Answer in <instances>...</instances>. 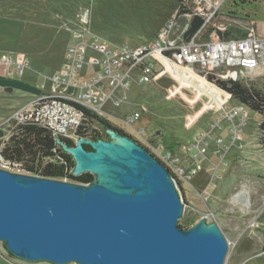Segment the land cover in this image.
I'll return each instance as SVG.
<instances>
[{"label":"rangeland","instance_id":"obj_1","mask_svg":"<svg viewBox=\"0 0 264 264\" xmlns=\"http://www.w3.org/2000/svg\"><path fill=\"white\" fill-rule=\"evenodd\" d=\"M209 1L214 5L221 2V7L215 13L214 8L203 9L205 18H211L200 33L203 39L211 40L213 29H230L234 36H241L247 33L250 23L264 36V0ZM180 5L185 11L176 15ZM196 7L194 2L185 5L179 0H0L3 25L16 30L11 43L5 42L7 46L0 48V74L42 88L43 92L55 89L69 93L72 87L51 79L68 62L67 48L76 43L72 37L75 29L80 31L86 26L112 47H138L155 42L174 18L176 32H180L191 23ZM84 12L89 19L87 25L80 19ZM187 13L190 18L184 16ZM20 59L25 62L22 72L16 64ZM159 70L151 82H131L130 103L122 110H138L142 115L134 128L123 130L155 155L171 150L192 164L191 156L183 153L181 146L209 130L222 107L237 101L208 80L209 74L230 80L229 71L214 74L196 67L165 65ZM82 75H86V70ZM237 80L264 89V67L246 80ZM33 98L32 93L18 89H0V150L10 142ZM247 109V126L235 145L216 155L213 144L197 175L173 176L179 194L187 200L178 225L191 228L203 218L216 222L229 242L225 264H264V146L258 128L262 117ZM230 127L225 124L221 133L227 144L234 135ZM241 191L244 193L236 197ZM0 264L52 263L21 260L0 242Z\"/></svg>","mask_w":264,"mask_h":264},{"label":"water","instance_id":"obj_2","mask_svg":"<svg viewBox=\"0 0 264 264\" xmlns=\"http://www.w3.org/2000/svg\"><path fill=\"white\" fill-rule=\"evenodd\" d=\"M108 133L110 141H59L73 157L72 175L89 172V183L0 168L5 248L52 264H225L219 225L203 218L180 227L185 203L169 170L138 142Z\"/></svg>","mask_w":264,"mask_h":264},{"label":"built area","instance_id":"obj_3","mask_svg":"<svg viewBox=\"0 0 264 264\" xmlns=\"http://www.w3.org/2000/svg\"><path fill=\"white\" fill-rule=\"evenodd\" d=\"M181 1L185 5L194 2L197 6L194 16L204 19L201 28L193 35H187L190 21L177 33V21L174 18L163 27L156 41L151 44L112 47L86 26L80 31L75 29L72 37L76 43L67 48L68 62L51 79L73 90L64 93L51 89L33 94L34 98L24 110L19 126L30 124L46 128L57 143L63 140L76 142L78 138L86 137L90 129H99L104 125L102 120L128 134L123 129L134 128L142 115L138 110H122L130 103V84L132 81L138 84L153 81L161 65L182 69L196 67L214 74L229 71L232 80H246L253 72L264 67V36L258 34L253 23H250L245 35L222 40L203 39L200 33L211 18H205L202 11L210 7L214 8L215 13L221 7V2L214 5L209 0ZM184 16L191 15L187 13ZM80 19L84 25L89 22L86 12ZM89 36L92 41L87 40ZM16 64L18 71L22 72L25 62L20 59ZM84 70L86 75H82ZM248 115L247 106L238 101L223 106L221 114L211 122L209 130L200 132L192 141L181 146V151L191 156L194 161L192 164L171 150L164 149L159 155L150 152L173 176L192 178L202 169L201 162L209 153L211 145L214 144L216 155H222L224 149L241 139ZM227 123L232 125L233 129L230 127L229 130L234 134L230 144L221 136ZM53 151L56 153V146ZM53 160L63 162L59 156H54ZM21 166V163L5 158L3 150H0V168L29 173ZM68 172L71 173L70 170Z\"/></svg>","mask_w":264,"mask_h":264},{"label":"trees","instance_id":"obj_4","mask_svg":"<svg viewBox=\"0 0 264 264\" xmlns=\"http://www.w3.org/2000/svg\"><path fill=\"white\" fill-rule=\"evenodd\" d=\"M184 11L185 7L180 5L176 15L182 14ZM203 23L204 19L201 16H194L190 23L187 35H193L196 33L201 28ZM210 31L213 32L212 40L228 39L234 36L232 30L230 29H213ZM245 34L246 32L242 35ZM208 80L215 83L225 93L231 94L238 102L246 105L252 111L257 112L262 117L258 128L260 132V140L262 146H264V89L245 84L239 80H221L216 78V76L213 74L208 75ZM0 87L6 90L10 88L13 90L18 89L32 94L43 93V90L39 87L1 74ZM102 122L108 127L111 126V124L106 120H102ZM2 136L3 132L0 130V137ZM10 139V142L3 150L4 157L10 159L12 162L21 163V167L29 173L57 179H77L72 175V173L68 172L69 170L72 172V168L74 166V161L71 155L64 152V155H62L63 162H60V160H53L55 155L53 149L55 148L56 140L52 136V133L46 128H41L30 124L21 125L18 126L17 130ZM63 141L68 145L71 144L70 141ZM143 147L150 152L148 148L145 146ZM47 158L51 159L46 160ZM91 177L92 176L87 175L85 178L81 179H91ZM181 196L184 202L187 203V200L183 197V195Z\"/></svg>","mask_w":264,"mask_h":264},{"label":"flooded vegetation","instance_id":"obj_5","mask_svg":"<svg viewBox=\"0 0 264 264\" xmlns=\"http://www.w3.org/2000/svg\"><path fill=\"white\" fill-rule=\"evenodd\" d=\"M109 128H112V129L116 130L119 134L125 135V136L131 138L132 140L138 142L134 137H132V136L124 133L122 130H120L117 127H114L112 125L110 127H108L106 125H103V126L99 127V129H96V128L95 129H90L91 131L87 132V136L86 137H80V138H85V139H87L89 141H98V140L110 141L111 140V136L108 133V129ZM76 142H71L70 146H74L76 144ZM55 146H56V149H57V151H56V153L54 155L55 158L57 156L62 157V155H64V152H66V151L62 148V146L60 145V143H57L56 142V145ZM84 148L87 151H93L94 150L93 147L90 144H88V143H85L84 144ZM66 153L69 154L68 152H66ZM72 159H73V157H72ZM87 175L88 176H92L91 179H84V180L81 179V178H85ZM74 177L77 178V179H73V178L72 179L70 178V179L71 180H74V181H77V182H82V183H89V182H91L94 179V175L91 174V173H89V172H86V173H83V174H80V175L74 176Z\"/></svg>","mask_w":264,"mask_h":264},{"label":"crops","instance_id":"obj_6","mask_svg":"<svg viewBox=\"0 0 264 264\" xmlns=\"http://www.w3.org/2000/svg\"><path fill=\"white\" fill-rule=\"evenodd\" d=\"M4 16H6V15H4ZM3 24H4V21L0 16V48L7 46V45H4L5 42L11 43V41H9V40H11L13 38L12 33H16V30H14V28L5 26ZM16 79H18V78H16ZM0 89H3V88L0 87Z\"/></svg>","mask_w":264,"mask_h":264},{"label":"bare ground","instance_id":"obj_7","mask_svg":"<svg viewBox=\"0 0 264 264\" xmlns=\"http://www.w3.org/2000/svg\"><path fill=\"white\" fill-rule=\"evenodd\" d=\"M243 193H244V191H241V192L237 193L236 197L239 196V195H241V194H243Z\"/></svg>","mask_w":264,"mask_h":264}]
</instances>
